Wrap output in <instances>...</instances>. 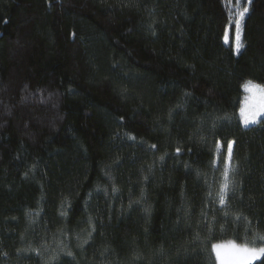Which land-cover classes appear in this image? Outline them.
<instances>
[{
    "label": "trees",
    "instance_id": "obj_1",
    "mask_svg": "<svg viewBox=\"0 0 264 264\" xmlns=\"http://www.w3.org/2000/svg\"><path fill=\"white\" fill-rule=\"evenodd\" d=\"M241 6L0 0V264H217V244L264 247V117L240 115L244 87L264 88V0L237 54Z\"/></svg>",
    "mask_w": 264,
    "mask_h": 264
},
{
    "label": "snow or ice",
    "instance_id": "obj_2",
    "mask_svg": "<svg viewBox=\"0 0 264 264\" xmlns=\"http://www.w3.org/2000/svg\"><path fill=\"white\" fill-rule=\"evenodd\" d=\"M233 0H229V4H231ZM236 4H241V9L238 13H234V15L237 17L236 22H235V30H236V35H235V47H236V52L239 54L240 48L242 47L241 44V24L240 22L244 20V18L249 14L250 11V6L252 5V0H235ZM231 27V25H229ZM259 87V85H257ZM262 92H264V89H261ZM261 114H264L260 111H257L252 114L251 117L245 115L244 117V122L245 125L249 123H257V117ZM135 139V137H133ZM235 144V141H230L228 142L227 145V154L226 157L224 158V171H223V185L222 188L220 189L219 195H220V203L223 205L225 203V200L227 198V194L229 191L230 184L233 185V190H234V180L230 179V172L233 171V145ZM221 148H223V144L219 145ZM152 148H155L156 145H152ZM180 150L177 149V152ZM163 159V157H161ZM261 239H264L262 237ZM85 243L87 241H84ZM239 251L243 252L246 260V264H253L254 261L264 259V247H261L259 249H240ZM39 255V253H37ZM65 255L72 257L73 253L71 251H67Z\"/></svg>",
    "mask_w": 264,
    "mask_h": 264
},
{
    "label": "rangeland",
    "instance_id": "obj_3",
    "mask_svg": "<svg viewBox=\"0 0 264 264\" xmlns=\"http://www.w3.org/2000/svg\"><path fill=\"white\" fill-rule=\"evenodd\" d=\"M261 89H264V88L261 86L257 87V85L253 83H249L244 87L245 100L242 103V106L240 109V115H241L243 122H244L245 115L251 117L252 114L257 111L264 113V92H262ZM263 117H264V114L259 115L256 118L257 122ZM252 124L253 123H249L245 126H250ZM259 248L261 247H258V248L249 247L248 248L245 246L236 245L234 243H222V244L215 245L213 247V252H214L217 264H246L245 256L243 252L239 250L240 249L253 250V249H259ZM260 260L254 261L253 264H256Z\"/></svg>",
    "mask_w": 264,
    "mask_h": 264
}]
</instances>
